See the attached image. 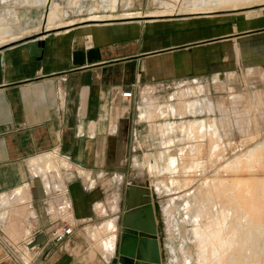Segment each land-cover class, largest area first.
<instances>
[{
	"label": "crops",
	"instance_id": "crops-1",
	"mask_svg": "<svg viewBox=\"0 0 264 264\" xmlns=\"http://www.w3.org/2000/svg\"><path fill=\"white\" fill-rule=\"evenodd\" d=\"M145 15L118 18L148 20L57 29L20 24L14 26L16 34L30 33L0 46V264H21L10 256L4 238L18 256L29 252L30 264H111L116 237L107 238L114 252L103 249L109 259L91 242L97 233H106L110 216L120 217L125 207L113 212L116 201L107 198L101 180L110 177V183L118 184L120 175L122 182L128 175L123 162L133 160L135 141L142 143L133 119L140 89L138 118L149 99L158 105L152 94L166 81L192 80L189 85L198 82L206 94L204 79L227 78L219 70L228 55L218 38L203 34L201 17L163 20L172 16ZM37 29L43 32L31 36ZM214 63L220 64L214 68ZM180 86L178 90L188 85ZM133 88L134 98H124ZM33 163L54 170L40 173ZM53 189L67 190L70 210L65 209V218L57 209L63 199ZM101 205L108 212L100 214ZM104 217H109L104 226L95 227ZM62 219L73 231L55 242Z\"/></svg>",
	"mask_w": 264,
	"mask_h": 264
},
{
	"label": "rangeland",
	"instance_id": "rangeland-1",
	"mask_svg": "<svg viewBox=\"0 0 264 264\" xmlns=\"http://www.w3.org/2000/svg\"><path fill=\"white\" fill-rule=\"evenodd\" d=\"M111 1L112 0H48V2L44 4V7L40 9H30L29 17H27L24 22L21 21V24H29V29L34 30V28L38 26L39 19L42 18V25L46 29H49L48 27H53L54 24L61 25L70 21H75L76 24L74 26L90 25L91 23H118L133 20H148L149 17L128 20L116 18L110 21L99 22L85 21L88 23L81 22V19L88 18L92 15H121L129 12H139L144 16L147 13L150 14L155 11L173 10V12L175 11V16L167 17L163 20H190L193 19V17H201L203 23L200 25H202L203 30L206 29V33L204 32L203 34L213 35L218 38L220 41L218 42L220 49L225 50V54L228 55L226 61L223 59L221 64L222 69L219 70L223 76L227 74V78L222 80L216 77L215 80L204 79L203 84L208 88L205 92L206 94H204V89L202 86H199L198 82L194 86L189 85L192 80L180 82L166 81L159 89H155L152 96L158 98V105H154L153 100L149 99L144 111H140V114L141 112L147 114L143 118L139 116L141 120L149 123L140 122L138 118V108L142 103V92L144 90L141 88L136 97L133 119L136 123L137 136H139L138 141L142 143L140 145L135 141L133 160L123 162L122 170L127 171L128 175L123 178L122 182V176L120 175L115 179L118 184L110 183V177L101 180V183L106 184L108 189L107 198L117 194L118 211H122V206H124L122 190L126 184L141 186H143L142 184H146L149 185L150 188L152 187L148 170L143 164L146 153L152 154V156L155 155L157 152L162 151L170 140L174 141L177 153H179L181 149L189 152L190 147L194 145L190 144L188 139L190 126L194 122L200 121L203 122L208 129L215 122L221 137L218 143V153L221 154L222 158L218 159L216 156L213 160H210L211 151L209 148L211 144L209 138L211 137L208 136L205 144H203V146L200 145L198 152L193 154V161L196 162L193 163V165L192 163H188L185 167H179L180 169L178 172L181 176L180 182H178L179 184L169 182L170 191L168 193H163L161 196H154V199V194L152 193V201H154L153 204L155 209L156 206L157 209H159L162 204H166L170 201L178 204L181 208L178 209L179 211H175L176 218L184 229H188L190 227L189 222L182 221L183 219L186 220V215H184L183 211L187 212L189 217L193 214L194 210H187L186 204L189 203V205H193L192 199L194 194L198 195L199 200L207 197V192L209 191L208 189L203 190L202 184H204V182H209L211 176L220 166L227 164L229 161H235L236 159H245L251 148L258 143L264 142V0H236L221 8L220 11L204 15L189 14V12L179 13L180 8L184 10L191 8L195 0H116V9L114 8L116 12L108 9L109 7L107 5L111 3ZM40 3L42 4L43 1L40 0ZM55 3L59 4L61 12L54 23L49 24L48 15ZM25 9L26 8L19 9L18 12H24ZM0 11H3L2 6H0ZM42 32V29L39 30V32H32L31 36ZM220 63H214V68L215 65ZM226 63L228 64V68L226 67ZM218 69H220V67H218ZM227 70L229 71L228 73H226ZM214 72L218 71L215 69ZM181 84H187L188 86L178 90ZM190 88H192L191 91L189 90ZM184 91L187 94L184 95ZM187 91L190 92L188 93ZM175 92L176 94H172ZM191 102H195L192 111L197 114L188 112L189 107L187 104ZM179 103H182L180 107L178 106ZM210 103L214 105L213 109L210 108ZM159 108H161L159 116H155L158 115L156 110ZM150 111L157 114L150 117ZM169 116L175 117L174 120L169 119ZM175 125L183 127L184 133H172L170 127ZM176 151L174 150L173 153ZM196 155L198 159H196ZM33 168L40 173L54 170L53 168H48L44 163H33ZM182 168L186 169L183 170ZM3 199L4 197L2 200ZM8 201H6V204ZM110 217V219L117 218V222L115 223L116 231L113 232L112 225L108 227L105 225L107 231L106 233L102 232L100 238L106 237L111 239L112 237H116L114 239L116 246L115 252L118 255L121 234L119 225L120 217L117 214ZM108 219L109 217H104L103 220L94 224L95 227L99 225L100 227L104 226L103 224L107 222ZM88 230L89 229L86 228V234H88ZM100 238H94V241L91 243L99 248L102 254L109 259L111 256L105 253L99 244L101 242ZM168 241L176 248L179 247L180 238L177 237V235L171 240L168 239ZM181 242L186 246L187 252H185L189 256L193 255L194 249L187 238L182 237ZM87 245L88 253L92 252L89 242H87ZM96 253L101 257L100 252L97 251ZM163 253L165 256L164 264H171V260L174 259V257L172 258L167 248H164ZM116 254L114 257H116ZM260 256L262 257L260 264H264V249Z\"/></svg>",
	"mask_w": 264,
	"mask_h": 264
},
{
	"label": "bare ground",
	"instance_id": "bare-ground-1",
	"mask_svg": "<svg viewBox=\"0 0 264 264\" xmlns=\"http://www.w3.org/2000/svg\"><path fill=\"white\" fill-rule=\"evenodd\" d=\"M42 1L41 4L40 0H0V6L3 7V11H0V46L18 40L25 34L30 33L20 32L21 34H16L14 26L20 25L21 21L24 22L29 17L30 9H40L48 2V0ZM235 1L195 0L191 8L185 10L180 8L179 13L210 14L220 11L221 8ZM107 6L108 9L116 8V0H112ZM22 8L26 9L24 12L19 13L18 10ZM60 9L59 4L55 3L48 15L49 24L54 23L59 17ZM140 14L139 12H129L121 15H92L81 19V22L108 21L118 18V16L128 18ZM174 14L175 11L173 12V10H163L152 12L149 15L163 17L173 16ZM42 24L43 18L39 19L38 25ZM74 24H76L75 21H70L61 25L54 24L53 27L48 28H69ZM181 104L179 103L178 106L180 107ZM194 105L195 102L187 104L189 107L188 112L197 114L192 111ZM210 108H214L212 103H210ZM160 109L156 110L158 115L155 116H159ZM157 113L150 111L149 115L151 117ZM146 114L141 112L140 118L145 117ZM170 131L174 134L177 132L184 133L183 127L177 125L170 127ZM208 136L211 137L209 138L211 144L209 148L211 151L210 160H213L216 156L218 159L222 158L221 154L218 153V143L221 139L218 126L214 122L207 129L205 124L200 121L194 122L190 126L188 139L189 143L194 145L190 147L189 152L181 149L177 153L174 141L170 140L166 147L155 155L145 154L143 164L148 170L152 186L151 191L154 196L168 193L170 191L169 182H180L179 167H185L188 163L193 165L196 162L193 161V154L198 152L200 145L205 144ZM174 150L175 153H173ZM247 155L245 159H236L220 166L210 180L208 179L209 182L202 184L203 190L208 189L209 191L207 197L199 200L198 195L194 194L193 205L186 204L187 210H194L190 217L187 212L183 211L186 220L183 219L182 221L189 222L190 227L188 229H184L176 218L175 211L181 208L178 204L170 201L162 204L159 209L156 207L162 250L164 251V248H167L172 258L174 257L171 264H260L262 261L260 254L264 249V142L251 148ZM47 158L50 160L53 157L48 156ZM196 159H198L197 155ZM52 165L55 166V162H52ZM64 166L69 167L68 163H64ZM94 184L95 182L92 180L91 186ZM114 200L116 203L112 206V209L118 211L117 194L114 195ZM99 211L100 214H105L107 209L101 205ZM116 219L111 220V225L117 222ZM176 235L180 238L178 248L168 241ZM182 237H186L192 245L193 255L189 256L186 253V246L181 242ZM95 238H100V233H97ZM100 239L99 244L102 249L110 253L114 252L115 246L112 241L103 237Z\"/></svg>",
	"mask_w": 264,
	"mask_h": 264
},
{
	"label": "water",
	"instance_id": "water-1",
	"mask_svg": "<svg viewBox=\"0 0 264 264\" xmlns=\"http://www.w3.org/2000/svg\"><path fill=\"white\" fill-rule=\"evenodd\" d=\"M124 207L120 216L118 255L111 264H164L151 188L127 184ZM39 242L37 240L34 245Z\"/></svg>",
	"mask_w": 264,
	"mask_h": 264
},
{
	"label": "built area",
	"instance_id": "built-area-1",
	"mask_svg": "<svg viewBox=\"0 0 264 264\" xmlns=\"http://www.w3.org/2000/svg\"><path fill=\"white\" fill-rule=\"evenodd\" d=\"M134 92H135L134 88L132 90L125 91L123 93V97L126 99H133L134 98ZM53 191H56L57 195H59V197H61V199H63L62 203L60 205H58L57 209L59 210V213L61 214L62 218H65L64 217L65 209L70 210V205L67 201V190L66 189H53ZM66 203H67V205H65ZM61 222L64 223V225L60 228V230H58L54 233L53 240L55 242L63 241L66 238V236L70 235L73 231L72 224L68 223V221H66L65 219H62ZM3 240H4L6 247L8 249H10V252H9L10 256H12L13 258L19 259L21 264H30V262L32 261V258L29 255V252H27V251L23 252L22 255L18 256L17 255L19 253L18 249H15V247L12 245L11 242H9V240H7L5 238Z\"/></svg>",
	"mask_w": 264,
	"mask_h": 264
}]
</instances>
